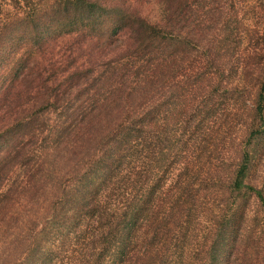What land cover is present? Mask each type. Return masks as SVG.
Returning a JSON list of instances; mask_svg holds the SVG:
<instances>
[{
  "label": "trees",
  "instance_id": "obj_1",
  "mask_svg": "<svg viewBox=\"0 0 264 264\" xmlns=\"http://www.w3.org/2000/svg\"><path fill=\"white\" fill-rule=\"evenodd\" d=\"M0 264H264V0H0Z\"/></svg>",
  "mask_w": 264,
  "mask_h": 264
}]
</instances>
